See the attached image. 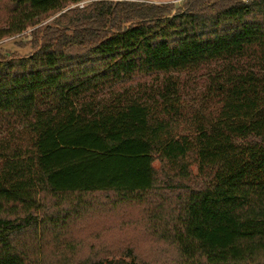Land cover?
I'll return each instance as SVG.
<instances>
[{
	"label": "trees",
	"instance_id": "trees-1",
	"mask_svg": "<svg viewBox=\"0 0 264 264\" xmlns=\"http://www.w3.org/2000/svg\"><path fill=\"white\" fill-rule=\"evenodd\" d=\"M2 1L0 264H153L128 239L74 260L135 208L175 264H264V0Z\"/></svg>",
	"mask_w": 264,
	"mask_h": 264
},
{
	"label": "rangeland",
	"instance_id": "rangeland-1",
	"mask_svg": "<svg viewBox=\"0 0 264 264\" xmlns=\"http://www.w3.org/2000/svg\"><path fill=\"white\" fill-rule=\"evenodd\" d=\"M96 0H89L88 2H84L79 4L80 8H83L85 5H89V3H92ZM119 1V0H116ZM134 1V0H131ZM140 1H144L147 3H166V4H173L175 5V8H180L183 4V2H187L188 0H137V2ZM0 7H3V1L0 0ZM4 16V14H3ZM57 16V15H56ZM56 16H53L51 19H49L47 22H50L52 20H54L56 18ZM0 18H1V14H0ZM31 32V31H30ZM28 32V34L30 33ZM18 37L14 38H8L5 41L1 42L2 44H4L3 47L4 50L6 48L10 49V50H15L16 49V44L15 43V39H17ZM15 45V46H14ZM30 50L23 52L24 54L29 53ZM219 70V67H215L212 66L209 71L203 72L201 74H198V76H193L191 78L182 76L181 78V83L185 84L187 87L186 91L188 92L189 96H187L189 99H191V105H196L198 106L201 102H202V98L204 97V95L206 94V92H208L207 90L209 89L211 82H212V78L214 77L215 73ZM187 104V105H190ZM213 103H211L210 105H212ZM209 105V106H210ZM197 108V107H196ZM157 171L160 172V170L162 169V166L160 164V162L158 161L157 164L155 165ZM167 169V168H166ZM191 173L193 175V179L190 182L191 184L195 185L197 182H200V178L196 177V173H197V166L193 165L192 169H191ZM159 180L160 183L165 185V183L167 181H169V179H173L176 180V177H174V175L172 173H170V171L167 169L166 170V174L165 173H159ZM175 193H177L175 191ZM166 195H171L168 192H166ZM98 198H100V200L103 203L105 202V198L104 196H97ZM163 210L161 212H164L163 217H167L171 215V211L176 209L178 207V204L176 203V201L173 200H168L167 202H165V204L163 205ZM149 217V215L146 213H144L143 211H141L138 208L135 209H129V211L123 212V211H116L113 212V214L110 216L109 215V219H108V223L105 224L108 227H110L111 229L113 228H121L123 225L129 227L128 230H126L125 232L122 231L123 234L118 233L116 230L113 229V233L108 234L111 237H107L104 238V236L106 235H102L100 240H95L92 239L89 236H83L80 237L76 240V247H78V251H79V256L75 257V261H85L87 259H90L91 254H92V246H96L99 247L100 250L104 251L106 250L105 246L108 245H113L114 243H118V242H122L123 240L128 239L129 241L132 240L133 243H136L138 249L146 256H149V260L150 262H152L153 264H175L177 261V252L175 251V248L171 245V244H167L166 241L164 239V241L156 236H151L150 233H148L147 235L144 234L143 230H144V224L142 223L146 221V219ZM141 223V227H137L140 226ZM98 224L102 225L101 223L98 222ZM95 225V224H94ZM93 227V225L91 226ZM97 239V238H96ZM105 239V240H103ZM51 249H55V245L54 244H50L49 246ZM58 247V246H57ZM63 249V246H59ZM95 251H98V249H95ZM58 251H56L53 254H49V257L54 258L55 260L59 259V256H56Z\"/></svg>",
	"mask_w": 264,
	"mask_h": 264
}]
</instances>
